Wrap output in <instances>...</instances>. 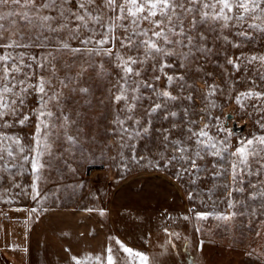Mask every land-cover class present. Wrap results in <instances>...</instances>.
<instances>
[{
    "label": "rangeland",
    "instance_id": "374dc122",
    "mask_svg": "<svg viewBox=\"0 0 264 264\" xmlns=\"http://www.w3.org/2000/svg\"><path fill=\"white\" fill-rule=\"evenodd\" d=\"M45 2L35 0L34 5H26L22 0L19 6L0 5V55H10L17 64L22 57L24 64H31L36 73L33 84L44 76L56 85L57 77H77L83 71L78 80L88 92L63 89L60 109L69 116L67 133L76 137L75 144L70 145L64 138V129L59 128L61 113L49 104L56 113L53 119L57 120L58 130L49 139L52 155L44 152L40 157L44 166L39 172L31 167L34 153L27 151L36 131L37 118L31 111L38 106L36 94L27 98L23 109L30 115L27 124L0 127V132L18 137L25 146L21 153L13 141L0 142V264H27L29 241L36 238L39 244L45 243L53 229L45 225V217L58 211L73 214L72 218L63 213L56 215L53 233L59 247L71 241L68 236L73 239L78 229L75 214L92 216L109 239L113 264H142L135 253L146 256L147 264H157L151 251L164 248V243L168 247L167 236L171 234L179 249L189 248L193 254L191 261L187 257L180 264H264V196L260 195L264 192V145L256 143L257 138L264 136V62L251 60L253 56H264V13H253L241 23L233 22L223 30L231 43L210 41V53L193 50L189 56L167 57L170 67L163 71H153L157 65L151 60L133 65L140 76L131 77L135 84H125L117 55L127 58L139 53L120 47L123 29L115 30L116 41L99 46L111 48L112 56L103 52L91 56L73 54L63 49L57 52L54 41L43 39L54 34L42 27L39 17L58 15L55 9L43 8ZM79 2L69 0L64 7L75 12ZM95 3L103 7V0ZM89 11L96 14L93 6H89ZM114 16L105 8L103 23H110ZM61 22L58 19L50 23L56 27ZM76 23L79 22L70 23L69 27L75 29ZM142 26L149 27L147 22ZM241 31L247 35L236 34ZM99 32V26L89 21L87 27L79 29L78 39L72 38L67 29L59 37L72 48H84L81 40L90 34L99 39ZM42 43L48 47L38 46ZM49 51L56 57L55 77L47 68H36L37 61L47 64L44 57ZM33 56L37 60L31 59ZM229 59L239 67L229 64ZM7 63L11 66L13 61ZM165 73L173 77L171 83ZM156 76L160 79L156 80ZM249 91L261 95H240ZM121 92L128 96L127 101L115 99ZM160 92H168L175 99L158 96ZM156 103L163 107L146 115ZM130 104H135L131 111ZM229 111L234 112L239 123L248 122L244 132L225 126ZM206 124L205 130L221 151L220 156H212L213 150L196 142V137L187 139ZM249 140L253 141L249 147L260 155L249 156L248 165H240L243 172H238V179L233 182L231 164L240 159L233 153ZM175 141H180L179 146L186 147L187 152H175ZM195 151L203 156V160L197 159L201 171L177 177L175 173L183 163L169 165L167 161L173 154L192 155ZM25 155L29 156L28 161L24 160ZM214 172L221 174L213 176ZM198 213L206 214V218ZM228 216L229 219L221 218ZM165 229L169 230L168 235ZM125 247L133 253L125 252ZM83 259L86 258L77 256L76 264H86ZM161 260L164 264L176 263L174 256Z\"/></svg>",
    "mask_w": 264,
    "mask_h": 264
},
{
    "label": "snow or ice",
    "instance_id": "6c2138e0",
    "mask_svg": "<svg viewBox=\"0 0 264 264\" xmlns=\"http://www.w3.org/2000/svg\"><path fill=\"white\" fill-rule=\"evenodd\" d=\"M21 2L22 0H0V5L11 3L19 6ZM23 3L26 5H34L35 0H23ZM68 3L69 0H46L42 5L43 8L55 9L58 13L55 17L51 15L39 17L43 22L42 27L54 34L43 37L44 41H54L57 52L63 49L73 54L83 53L91 56L99 55L103 52L104 55L112 56L113 52L111 48H101L99 46L106 45L110 41H116L115 30L117 28L123 29V35L119 40L120 47L131 52L139 53V56H127V58L117 55V60L120 61L117 66L122 70L123 75L121 79L125 81V84H135V81H132L131 77L140 76V71L134 70L133 65H143L151 60L157 65L152 69L153 71H163L165 67H170L166 63L165 58L167 57L177 55L189 56L193 50L205 54L210 53L212 50L209 47L210 41L231 43L228 37L223 35V30L231 27L233 22L241 23L248 16H252L253 13H264V0H119V2L117 0H103V7L96 5L95 0H80L78 10L75 12L64 7ZM89 6L96 8L95 15L89 11ZM105 8L115 13L114 18H111L108 24L103 23V12ZM85 14H87V19ZM24 18L28 19L27 16ZM0 19H3V17H0ZM58 19L62 22L56 27H53L50 22ZM89 21L99 26L100 38L95 39L94 35L90 34L87 39L81 40V43L85 45L84 48H72L69 43L59 37V33L67 29L72 38L78 39L77 33L79 29L81 27H87ZM124 21H127V24ZM73 22H79L76 23L75 29L69 27V24ZM144 22H147L149 27H143ZM251 27L258 28L259 25H251ZM201 29L204 30L202 31ZM94 31L92 30V32ZM236 34L247 35L243 31ZM36 40L39 41L40 37H36ZM89 44H95L97 47L88 48L87 45ZM11 46L3 45V47ZM38 46L47 48L48 44L42 43ZM234 46L239 47V45ZM177 49L181 51H177ZM185 49L187 51H183ZM48 57H51V59ZM31 59L37 60L35 56L31 57ZM55 59L56 57L49 51L48 56L44 57L47 64L37 61L36 68H47L52 76L55 77ZM9 60L13 61L11 66L7 63ZM251 60L264 62V56H253ZM227 62L234 67H239L232 59H229ZM24 68H27L28 71H23ZM35 74L32 65L24 64L22 57L19 64H17L10 55H0V127L10 128L14 124H19L20 126L27 124L30 121V115L25 113L23 109L26 106L27 98L33 93L36 94L38 97V106L31 110L37 118L36 131L33 134V143L27 151L34 153L31 157V167L33 171L39 172V169L44 166L40 164V157L44 155V152H49V155H52L49 151V139L54 138L56 130H58L57 120L53 119L56 117V113L51 111L49 104H53L61 113L58 117L60 121L59 128L64 129V138L70 145L75 144L76 137L67 133V129L71 123L69 116L64 114L60 109L63 89H68L69 92L77 91L87 93L88 88L80 86L79 84L78 77L83 76V71L78 73L77 77L66 76L63 80L57 77L56 85H53L51 78L46 79L44 76H39L35 84L31 83ZM165 75L167 76L166 73ZM155 79L159 80L160 77L156 76ZM167 79L169 83L173 81V77L171 76H167ZM179 79L182 80L183 77ZM145 86L152 87L150 84H146ZM135 90V88L132 89L133 92ZM153 91H155L154 88ZM157 95L175 99L168 92H160ZM240 95L248 97L261 94L249 91L247 93H241ZM115 99L117 101H127L128 96L121 92V95L116 96ZM133 99H138V97L133 96ZM237 100L239 102V98ZM134 107L135 104H130L128 110L131 111ZM162 107L163 105L156 103L146 112V115H151ZM171 115L174 116L175 113H171ZM165 118L167 119V117ZM120 123L123 122L121 121ZM207 128L208 125L206 124L198 133H192L187 139L192 140L193 137H196V142L202 145L207 144L213 150L211 152L212 156H220L222 153L220 150H217L216 143L213 142V138L205 130ZM144 131L147 132V128H144ZM199 137H206L207 140H200ZM8 140L13 141L19 147L21 153L25 152V146L18 137L6 136L0 132V142ZM174 143L177 145L175 152H187L186 147L179 146L181 144L180 141H175ZM220 143L224 142L221 141ZM256 143L264 145V136L257 138ZM252 145L253 141L249 140L246 142V146L238 148L236 153H233V155L239 156L240 158L239 163L233 162L231 164L233 182H236L238 179V172H243V168L240 165H248L249 156L260 155L255 148L249 147ZM261 151H264V149H261ZM8 154L12 155V152L9 151ZM23 158L25 161L29 160L28 155H25ZM197 159L203 160V156H201L199 151H195L192 155L173 154L167 163L171 165L173 162H182L184 166L175 173L177 177L182 178V173L191 174L193 171H201V166L197 164ZM261 167L264 168V165ZM220 174L219 172H214L212 175L216 176ZM37 195H39L38 192ZM260 195L264 196V192H261ZM35 198L33 196V199ZM197 215L206 218V214L198 213ZM221 218L229 219L230 216ZM107 251L111 253L112 250L109 248ZM124 251L130 254L133 253L132 249L126 247ZM134 255L140 258L142 264H147L148 258L146 256L140 253H135ZM108 264H113L111 255L108 256Z\"/></svg>",
    "mask_w": 264,
    "mask_h": 264
},
{
    "label": "crops",
    "instance_id": "0c3cea01",
    "mask_svg": "<svg viewBox=\"0 0 264 264\" xmlns=\"http://www.w3.org/2000/svg\"><path fill=\"white\" fill-rule=\"evenodd\" d=\"M59 213L67 215L68 218L73 216L68 211H58L45 217V225L48 228L53 227L51 235H48L45 243L41 242L40 244L36 241V238L33 241L31 238L27 264H76L77 256L86 258L83 259L87 262L86 264H107L109 256L107 250L110 248V242L101 224L92 216H78L75 214L74 219L78 221L79 226L73 239L72 236H68L71 241L62 243L60 247L58 246L59 243L56 242L57 237L53 231L55 228L54 222L58 219L56 215Z\"/></svg>",
    "mask_w": 264,
    "mask_h": 264
},
{
    "label": "trees",
    "instance_id": "16d2710c",
    "mask_svg": "<svg viewBox=\"0 0 264 264\" xmlns=\"http://www.w3.org/2000/svg\"><path fill=\"white\" fill-rule=\"evenodd\" d=\"M165 232L169 233V230L168 229H165ZM171 234V232H170ZM168 243H169V246L166 247L165 246V243L163 244V247L164 248H157V249H153L151 252L153 253V261L157 264H164L165 261L161 259H167L168 256L170 258H172L174 256V259H176V263L174 262V264H180L179 262H183L184 259H186L187 257L189 258V260L191 261L193 259V254H192V251L191 249H185L184 251V248L182 249H179L178 248V245L176 243V240L173 239L172 237V234L171 235H168ZM183 257V258H182ZM159 259V262H157Z\"/></svg>",
    "mask_w": 264,
    "mask_h": 264
},
{
    "label": "water",
    "instance_id": "95a60500",
    "mask_svg": "<svg viewBox=\"0 0 264 264\" xmlns=\"http://www.w3.org/2000/svg\"><path fill=\"white\" fill-rule=\"evenodd\" d=\"M225 126L231 128L232 131L237 132V133H242L245 131L248 122H242L239 123L238 120L235 118V114L232 111H229L227 113V120L224 122ZM188 219L193 222V218L191 216H187Z\"/></svg>",
    "mask_w": 264,
    "mask_h": 264
},
{
    "label": "flooded vegetation",
    "instance_id": "af4514ba",
    "mask_svg": "<svg viewBox=\"0 0 264 264\" xmlns=\"http://www.w3.org/2000/svg\"><path fill=\"white\" fill-rule=\"evenodd\" d=\"M263 249H264V245H263V247H262Z\"/></svg>",
    "mask_w": 264,
    "mask_h": 264
}]
</instances>
